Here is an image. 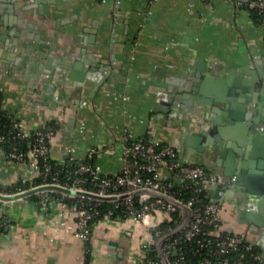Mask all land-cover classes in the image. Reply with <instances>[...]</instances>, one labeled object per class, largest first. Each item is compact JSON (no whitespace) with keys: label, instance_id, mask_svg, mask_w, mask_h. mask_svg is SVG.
I'll return each instance as SVG.
<instances>
[{"label":"crops","instance_id":"obj_1","mask_svg":"<svg viewBox=\"0 0 264 264\" xmlns=\"http://www.w3.org/2000/svg\"><path fill=\"white\" fill-rule=\"evenodd\" d=\"M1 4V105L27 131L55 127L51 159L82 161L94 149L96 169L115 174L123 144L148 136L208 171L237 172L217 198L214 233L243 234L264 264V168L255 165L264 160V85L254 75L264 63V14L236 0ZM195 83L199 99L187 92ZM247 142L248 157L222 152ZM37 174L0 153V185ZM0 214V264H142L147 254L149 229L127 216L93 223L85 263L74 207L23 195L0 202Z\"/></svg>","mask_w":264,"mask_h":264},{"label":"built area","instance_id":"obj_2","mask_svg":"<svg viewBox=\"0 0 264 264\" xmlns=\"http://www.w3.org/2000/svg\"><path fill=\"white\" fill-rule=\"evenodd\" d=\"M245 7L255 10L257 14H264V0H247ZM54 132L55 127L52 124L27 131L16 119H13L10 128L6 132H0V153H4L13 161L29 163L37 170L41 162L43 179L49 178L50 180L39 186L50 184L63 188L61 190L51 187L33 191L39 196L37 200L43 207L49 197L58 200L64 206L68 205L64 197H76V203L73 206L74 234L81 242L90 237L89 220L93 217L124 215L148 226L149 233L143 247L147 251L153 247L158 255V258L151 263L182 264L185 258L184 253L176 247L178 240L171 236L174 233H180L186 240H191L205 233L206 227H208L207 232L210 236L204 240L198 237V246L192 250L193 252L201 250L205 252L200 264L260 263L259 251H252L253 244L248 242L243 234L214 233L219 227L216 214L220 203L210 193V199L207 202L199 196L204 186L208 189V185L215 184L216 194L220 197L235 180L234 174L224 175L221 172L208 171L200 164L182 161L173 145L148 136L131 139L123 144V165L115 174H102L96 169L92 163L94 149L87 152L85 160L74 161L69 156L62 162L52 163L48 150L49 140ZM66 165H69V168L64 170ZM162 169L166 170V174H162ZM60 172L63 173L60 174ZM82 175H88L94 179L91 189L82 185L84 180ZM20 181L24 182L25 179H20ZM37 187L30 184L25 188L18 187L12 192L0 189V202L10 200L5 196L20 194ZM54 189L61 193H50ZM76 190L115 197L99 199L75 192ZM186 191H192L193 194H189L184 199ZM187 208L190 211L185 224L178 231L172 232L186 218ZM176 209L182 212L177 225L167 226L164 230L151 231L157 223L154 220L156 210L166 213L165 219H168L170 213ZM5 222L6 219L0 216V225ZM160 237L163 238L159 242V251L155 243ZM237 250L248 252L253 262L230 254L231 251Z\"/></svg>","mask_w":264,"mask_h":264},{"label":"trees","instance_id":"obj_3","mask_svg":"<svg viewBox=\"0 0 264 264\" xmlns=\"http://www.w3.org/2000/svg\"><path fill=\"white\" fill-rule=\"evenodd\" d=\"M251 10V12H253V14L258 15V16H262L260 14H257V12L255 10L249 9ZM9 115L12 116L11 113H9L7 110H5L2 105H1V96H0V132H6L8 130V128H10L11 123L13 122V119H15L13 116V118H11ZM26 148V146H25ZM50 161L52 163H54L55 160L50 159ZM40 167H38V174L37 176H35L34 178H32L31 180H25L24 182L22 181H17L14 182L10 185H6V186H2L0 185V189H3L7 192H12L15 191L18 187L21 188H25L30 184L39 186V184L41 183H45L47 181H49L50 179H43V173H42V165L41 162H39ZM67 168H69V165L64 166V170H66ZM63 172H60V174H62ZM84 177V180L82 181V185L84 187H86L87 189H91L94 185V179L88 175H82ZM50 193L53 194H60L61 192L59 190H52ZM189 194H193L192 191H186L184 193V199L186 198V196H188ZM27 196L31 197V198H35V199H39V196L36 195L35 192L29 193L27 194ZM200 197L203 198L204 202L209 201L210 199V195H209V191L207 189L206 186L203 187L202 192L199 194ZM67 204L71 207H73L76 203V197H64L63 198ZM102 204H106V202H102ZM0 216H2L0 214ZM124 216V215H121ZM182 216V212L180 209H176L175 211H172L170 213V218L168 219H162L159 222L156 223V225L154 227L151 228V231H155V230H164L167 226H175L177 225V223L179 222V220L181 219ZM100 218V216H95L92 219L89 220V228H90V232L92 230V226L93 223ZM6 222L2 225H0V228H3L5 226ZM208 227H206V232L202 233L200 235H198L197 237L192 238L191 240H186L185 238L182 237V235L180 233H174L171 238H176L178 240L176 247H178L180 250H182V252L184 253V261L182 264H200L201 260L203 259V257L205 256V252L204 251H199V252H193L192 250L198 246V237L202 238V240H204V238L210 236V234H208L207 232ZM84 244V257L87 263L88 259L90 258V246H89V239L85 240L83 242ZM252 251H258L256 249V247L253 245ZM230 254H232L235 257H242L243 259H247L250 262L251 261L250 257H249V253L248 252H243L241 250H237V251H231ZM158 258L157 252L153 247H150L147 251L146 256L143 258L142 264H155V263H151L153 262V260H156ZM150 261V262H149ZM260 264V263H259Z\"/></svg>","mask_w":264,"mask_h":264},{"label":"water","instance_id":"obj_4","mask_svg":"<svg viewBox=\"0 0 264 264\" xmlns=\"http://www.w3.org/2000/svg\"><path fill=\"white\" fill-rule=\"evenodd\" d=\"M232 1H234V0H232ZM245 2H247V0H236V6L237 7H240V6H245ZM74 64V66H75V68L76 69H79V66H78V63L76 62V63H73ZM73 64H71V68L73 67ZM11 65V64H10ZM78 67V68H77ZM68 68V67H67ZM73 69V68H72ZM73 72H75L74 71V69H73ZM255 75V77L258 79H262L263 80V85H264V63H262L261 64V66H257V70H256V73L254 74ZM259 79H258V83H260L259 82ZM233 85L234 86H236V87H238L240 84L238 83V81H235L234 83H233ZM188 89V88H187ZM187 92H189V94L188 95H196L197 96V98H198V96L200 95V84H198V83H195L194 85H193V88H191V89H188L187 90ZM198 93V94H197ZM199 99V98H198ZM165 104H166V102H165ZM237 118H241V117H237ZM253 125V124H252ZM250 149H251V144L249 143V142H247L245 145H244V147H243V149H242V151H239V149L236 147V146H234L233 144L232 145H227V146H225V148H224V150H222V152L224 153H227V154H229V155H231V156H233V157H235V159L236 160H238L239 158L237 157V153H239L240 154V156L241 157H248V153H249V151H250ZM180 154H181V152H180ZM180 154H179V156H180ZM180 159L182 160V161H189L188 159H183L181 156H180ZM259 160H257V162L255 163V165L257 166V167H259V168H264V165H263V159L261 158H258ZM256 161V160H255ZM221 173H223L224 175H232V174H234L235 175V180L233 181V182H236V180H237V178H238V174H237V172H235L234 173V171L233 172H226V171H222ZM232 185V184H231ZM51 187H53V188H57V189H63V188H61V187H59V186H57V185H50V184H46V185H41V186H38L37 188H34V189H29V190H26L25 192H22V193H20V194H15V195H8V196H5V198H7V199H11V198H15V197H19V196H22V195H26V194H28V193H30V192H33V191H35V190H38V189H44V188H51ZM210 187L212 188V190L214 191V194H212V197L215 199V198H218L219 196L216 194V190H217V188H216V185L215 184H210ZM67 191H69V190H67ZM72 192H74L73 190H71ZM75 192H78V193H83V194H85V195H87V196H91V197H95V198H99V199H111V198H114L115 196H101V195H98V194H94V193H90V192H82V191H79V190H76ZM187 211H188V214H187V216H186V218L183 220V222L177 227V228H175L172 232H176V231H178L181 227H183V225L185 224V222H186V220H187V218H188V215H189V211H190V209L189 208H187ZM171 232V233H172ZM170 234V233H169ZM163 237H160L159 239H157L156 240V248L160 251V249H159V242H160V240L162 239Z\"/></svg>","mask_w":264,"mask_h":264},{"label":"rangeland","instance_id":"obj_5","mask_svg":"<svg viewBox=\"0 0 264 264\" xmlns=\"http://www.w3.org/2000/svg\"><path fill=\"white\" fill-rule=\"evenodd\" d=\"M3 9H5V7L1 4L0 5V10H3ZM26 129V128H25ZM27 130V129H26ZM1 154H4V153H1ZM5 155V154H4ZM161 217L160 218V220H162V219H164V218H166L167 217V214L166 213H164V212H161V211H159V210H156L155 212H154V220L156 221L157 220V217ZM146 228H147V230H148V226H145Z\"/></svg>","mask_w":264,"mask_h":264}]
</instances>
